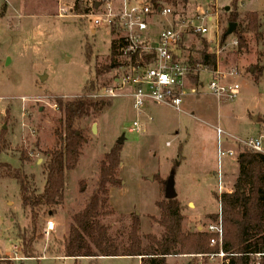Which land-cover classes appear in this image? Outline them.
<instances>
[{
	"label": "rangeland",
	"instance_id": "obj_1",
	"mask_svg": "<svg viewBox=\"0 0 264 264\" xmlns=\"http://www.w3.org/2000/svg\"><path fill=\"white\" fill-rule=\"evenodd\" d=\"M72 1L67 0V7L59 10L57 0H0V131L1 141L6 143L1 147V162L17 168L18 149L32 151L22 168L33 174L40 191L45 177L41 167L43 151L55 145L54 129L62 119L55 99L84 95L108 100L102 112L82 120L86 142L76 167L66 173L63 196L54 207V214H45L37 224L35 257L22 258L20 253L21 241L16 234L18 229H27L29 217L21 206L19 186L12 178L0 177V264L14 256L18 259H11L13 264H141L140 257L73 259L56 254L68 234L71 214L82 207L92 191L103 154L123 138L117 169L119 182L108 185L111 212L100 217V221L122 248L129 243L131 222L137 217L138 236L145 247L149 243L146 236L158 238L163 232L157 223L156 204L164 199L162 181L173 167L174 189L183 215L182 230H198L208 222V215L219 210L218 183L232 189L238 172L235 138L264 133V70L260 76L252 73L253 66L259 65L257 53L264 41L256 42L249 34L246 53L235 52L232 34L220 43L221 29L226 25L225 8L231 10V0H186L175 7L165 4L186 14L216 7V34L214 15L207 22L208 33L200 38L212 42L219 69L236 72L230 81L239 87L233 99L217 98L207 89L208 75L201 73V86L184 88L182 112L152 103L136 109L128 97L100 95L104 87L112 84V76L121 72L118 66L100 75L94 72L95 65L108 62L113 33L106 24L96 27L92 19L79 17ZM238 11H264V0H241ZM167 18L161 24L167 23ZM183 44V58L194 56L193 49L200 48V39L190 35ZM85 46L89 47L88 60ZM88 81L95 88L83 92ZM133 121L141 124L139 131H129ZM217 128L221 130L219 136ZM218 146L233 155L219 157ZM48 220L53 221L54 227L46 232ZM202 261V257L194 255L167 257V264Z\"/></svg>",
	"mask_w": 264,
	"mask_h": 264
},
{
	"label": "trees",
	"instance_id": "obj_2",
	"mask_svg": "<svg viewBox=\"0 0 264 264\" xmlns=\"http://www.w3.org/2000/svg\"><path fill=\"white\" fill-rule=\"evenodd\" d=\"M153 12L165 4L178 6L186 0H144ZM241 0H231V10L226 12V25L222 27L220 43L223 44L229 35L236 40L235 52H248V37L253 35L256 42L264 41V11H247L241 14L238 3ZM74 10L82 12L79 0L74 1ZM229 23H234L231 34H227ZM113 39L109 46L108 62L95 65L96 75L103 74L111 68L120 65L142 64L148 57L137 53L122 55L119 50L122 45L120 33L115 27L110 30ZM200 48L193 49L194 56L186 57L193 66H205L209 69L216 67L217 55L212 48V42L200 38ZM184 36L180 42L183 46ZM86 60L89 58V47L85 46ZM259 65L253 66V74L260 76L264 70V45L257 53ZM197 80V75L192 76ZM258 78V77H257ZM257 80V79H255ZM104 82L101 84L104 86ZM95 88L92 81H88L82 91ZM55 104L62 113L58 127L54 129L55 145L43 151L44 159L41 167L44 171V184L40 191L35 185L34 176L26 173L22 165L29 161L32 151L19 148L20 165L15 168L9 163L0 161V177L14 179L19 186L21 206L29 217L27 229L19 230L17 238L21 241L22 258L35 257L33 242L37 238L35 230L38 222L45 214L53 215L54 207L61 201L65 186L66 173L76 167L81 155L82 147L86 142L82 120L90 114H98L108 104L106 99L93 100L81 95L72 99L56 98ZM0 131V152L5 145L2 142ZM37 145V143L35 144ZM122 143L113 145L103 154L98 162V174L91 193L85 199L82 207L71 214L67 236L60 243L56 254L63 257L98 258L105 256L140 257L141 264H167L168 256L175 255H203L202 264H208L204 254L216 252L217 245L211 246L209 239L212 236L205 230L183 231L181 207L177 198L162 199L157 202L159 218L157 223L163 228L161 235L146 236L149 243L142 247L138 236V219L133 217L128 235L129 243L120 248L115 238L107 234V226L100 221V217L108 214V185L119 182L117 169L120 164V150ZM236 161L238 172L230 192H222L219 196V213L208 215V221H214L220 216L222 224V249L228 253L224 264H251V254L262 253L259 264H264V154L237 146ZM175 167L171 170L174 171ZM163 188L165 181H162ZM217 198V197H216ZM5 264H13L7 258ZM189 264V263H188Z\"/></svg>",
	"mask_w": 264,
	"mask_h": 264
},
{
	"label": "built area",
	"instance_id": "obj_3",
	"mask_svg": "<svg viewBox=\"0 0 264 264\" xmlns=\"http://www.w3.org/2000/svg\"><path fill=\"white\" fill-rule=\"evenodd\" d=\"M74 1L70 2L74 6ZM196 3L195 0H192ZM214 1V0H207ZM58 9L67 7V0H57ZM82 12L79 17L92 19L94 26L106 24L110 30L115 27L119 31L122 40L120 51L122 55L135 54L149 59L146 63L141 58L142 64H124L118 66L119 74L112 76V84L103 89L101 96H124L132 101L136 109H140L146 103L165 105L182 112L181 103L184 96L185 80L188 76L204 73L209 77L207 89L217 98L233 99L238 93V84L230 81V76L236 72L219 69V59H216V67L209 69L205 66H191L187 58L182 56L180 42L185 35L205 36L208 33L207 22L212 21L215 15L216 25L214 35L217 32V19L214 5L207 6L209 10H194L186 14L184 10L178 12L163 5L153 12L145 1L121 0L115 7L112 0H79ZM201 8L200 5H197ZM168 17V23L161 24L163 18ZM155 19H159L160 23ZM160 26V27H159ZM155 27V29H154ZM158 27V28H157ZM236 45V40H233ZM217 55V54H216ZM141 124L132 122L129 131H139ZM218 136L221 134L216 129ZM236 146L244 147L252 151L264 154V133L257 137L245 139L235 138ZM233 155V152L223 151L218 146V156ZM217 200L222 192H230L231 189L218 183ZM220 209L217 213H219ZM54 227L53 221L46 222L45 231ZM212 236L209 239L211 246L217 245L218 250L204 254L211 264H224L228 253L222 249V224L220 216L214 221H209L203 228ZM262 253L251 254V264H259ZM202 257L203 255H197ZM10 259H18L17 256Z\"/></svg>",
	"mask_w": 264,
	"mask_h": 264
},
{
	"label": "water",
	"instance_id": "obj_4",
	"mask_svg": "<svg viewBox=\"0 0 264 264\" xmlns=\"http://www.w3.org/2000/svg\"><path fill=\"white\" fill-rule=\"evenodd\" d=\"M227 9L228 7L225 8V10ZM233 29H234V23H229L227 34H231ZM92 130L95 131V124L92 125ZM122 142H123L122 137L117 140V143L119 144H121ZM173 173L174 171L171 170L168 178L165 180V183H164L163 195L165 199H173L176 197V191L174 189Z\"/></svg>",
	"mask_w": 264,
	"mask_h": 264
},
{
	"label": "crops",
	"instance_id": "obj_5",
	"mask_svg": "<svg viewBox=\"0 0 264 264\" xmlns=\"http://www.w3.org/2000/svg\"><path fill=\"white\" fill-rule=\"evenodd\" d=\"M112 3H113V5L115 6V7H117L120 3H121V0H112ZM197 6V5H196ZM168 19V18H167ZM156 20H157V22H156ZM169 20V19H168ZM168 20H167V23H168ZM158 21H159V23H160V20L159 19H155V22L156 23H158ZM160 27V26H159ZM158 28V27H157ZM154 29H155V27H154ZM92 32H94V31H92ZM188 36H190V35H185L184 36V41H183V43L186 41V39L188 38ZM183 46H184V44H183ZM190 76H188L187 77V79L185 80V87L186 86H188V87H192V86H196V84H197V86L198 85H200V81H199V78H197V80L196 81H194L193 79H191V81H190V78H189ZM201 86V85H200ZM184 97V96H183ZM182 101H183V98H182ZM150 119V118H149ZM236 145V144H235ZM237 150V146H235V151ZM236 154H237V152H236ZM237 175V174H236ZM236 175H235V177H236ZM235 177H234V179H235ZM217 199V198H216ZM217 201V203H218V200H216ZM218 207H219V203H218ZM209 222V221H208ZM208 222H206V223H204L203 225H200L199 227H198V230L200 229V228H203ZM100 258V257H99ZM139 262V261H138ZM209 264H211V262H208Z\"/></svg>",
	"mask_w": 264,
	"mask_h": 264
}]
</instances>
